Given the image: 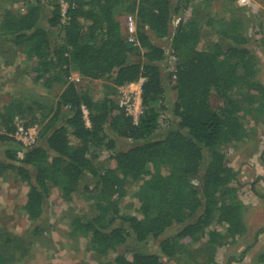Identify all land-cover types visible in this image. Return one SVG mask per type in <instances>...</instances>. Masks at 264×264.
I'll use <instances>...</instances> for the list:
<instances>
[{"label": "trees", "instance_id": "1", "mask_svg": "<svg viewBox=\"0 0 264 264\" xmlns=\"http://www.w3.org/2000/svg\"><path fill=\"white\" fill-rule=\"evenodd\" d=\"M8 1L25 7L4 11L0 35L25 48L37 82L63 88L54 108L15 101L0 112V142L8 148L0 173L9 170L28 185L29 221L44 219L56 189L64 202H92L94 213L74 217L72 233L87 237L97 256L115 254V264H167L215 221L228 224L232 239L245 235L238 174L220 148L245 140L251 112L264 114V85L256 79L258 59L239 18L203 14L211 0ZM122 15L135 18L136 43L124 37ZM204 27L211 30L206 37L216 39L205 46ZM169 57L175 68L168 83L176 98L168 126L177 129L158 136L168 110L162 66ZM73 72L108 80L103 97L81 91ZM140 79L143 111L135 123L119 104V90ZM235 92L241 93L237 101L231 99ZM215 96L226 104L214 106ZM16 120L25 130L38 129L36 146L24 149L16 140ZM125 142L129 146L119 148ZM105 152L113 165L100 168L96 160ZM87 179L91 184L84 186ZM137 184L138 215H125L120 201ZM175 227L180 231L162 240ZM151 241L159 242L161 254L140 249ZM12 242L2 239L0 264H12L2 247ZM129 245L133 249L120 253Z\"/></svg>", "mask_w": 264, "mask_h": 264}, {"label": "rangeland", "instance_id": "2", "mask_svg": "<svg viewBox=\"0 0 264 264\" xmlns=\"http://www.w3.org/2000/svg\"><path fill=\"white\" fill-rule=\"evenodd\" d=\"M261 1V6L255 4L248 7L236 6L233 1L212 0L203 14L218 15L227 20L239 18L242 21L241 33L258 59L259 71L256 79L264 85V0ZM62 5L65 13L67 4L63 2ZM24 7L23 4L0 0V19L5 10L22 12ZM127 18V15H122L118 19L124 37L129 38ZM203 30L206 31L205 37L207 32H211L207 27ZM210 35L204 37V46L209 41L216 40ZM159 43L168 48V43ZM33 66L34 62L28 58L24 47H16L0 35V112L4 106L15 101L24 102L26 105L37 102L47 109L55 107L63 88L57 85L51 89L45 88L33 78ZM162 67L169 93L166 100L168 110L162 114L160 120L163 131L158 136L164 135L168 130L177 129L174 123L168 126V118L173 120L172 109L176 98L168 83V76L175 68L174 59L169 57V61ZM72 81L77 83L81 91H90L96 98L103 97L105 86L109 83L108 80L82 78L77 72L72 73ZM240 96L241 93L235 92L231 99L237 101ZM212 102L214 106L226 104L225 100L216 96ZM21 122L16 120L19 126L22 125ZM244 126L247 137L242 143L224 145L220 149L226 166L238 174V197L245 206V235L232 239L228 224L215 221L207 228L200 241L188 244L186 251L168 260L167 264H259V257L264 254V114L251 112L244 120ZM128 144L121 143L119 148L126 149ZM7 149V145L0 142V160L3 162L7 161ZM96 164L103 168L112 166L113 162L105 152L96 160ZM87 184H91L89 179L84 182V186ZM141 187V184L128 187L120 201L123 214L138 215V194ZM28 192V185L13 172L7 170L0 173V243L5 238L13 241L11 245L2 246L12 264H115V254L97 256L89 250L87 237L72 233L71 221L74 217L94 213L92 202H86L83 198L64 202L56 189L51 193L44 219L39 223H32L24 211V199ZM36 229L41 232L36 233ZM179 231L180 227L171 229L162 240L175 236ZM131 249L133 246L129 245L122 248L120 253ZM140 249L146 254H161L159 242L151 241Z\"/></svg>", "mask_w": 264, "mask_h": 264}, {"label": "built area", "instance_id": "3", "mask_svg": "<svg viewBox=\"0 0 264 264\" xmlns=\"http://www.w3.org/2000/svg\"><path fill=\"white\" fill-rule=\"evenodd\" d=\"M126 29L129 35L128 41L131 43H136V32H137V22L133 16H128ZM144 79H140L136 83L129 84L122 87L119 90V104L125 110L128 116L132 117L135 123H138L139 118L142 114V86ZM85 119L88 122V112L83 108ZM16 140L22 143L25 149L32 148L37 145L38 140V129L31 128L25 130L23 127L19 126L15 134ZM19 157L23 158V152H19Z\"/></svg>", "mask_w": 264, "mask_h": 264}, {"label": "crops", "instance_id": "4", "mask_svg": "<svg viewBox=\"0 0 264 264\" xmlns=\"http://www.w3.org/2000/svg\"><path fill=\"white\" fill-rule=\"evenodd\" d=\"M211 2H212V0H211ZM260 2L263 4V2L261 0H236L235 3H236V6L248 5V7H249L250 5L255 6V4L261 6Z\"/></svg>", "mask_w": 264, "mask_h": 264}]
</instances>
